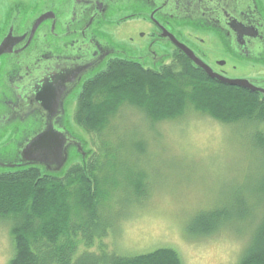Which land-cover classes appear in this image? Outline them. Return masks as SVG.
Listing matches in <instances>:
<instances>
[{
    "label": "trees",
    "instance_id": "1",
    "mask_svg": "<svg viewBox=\"0 0 264 264\" xmlns=\"http://www.w3.org/2000/svg\"><path fill=\"white\" fill-rule=\"evenodd\" d=\"M77 101L75 123L93 136L96 148L86 168L74 165L61 177L35 166L0 170V218L11 223L14 245L10 264H84L86 257L91 264H183L172 248L129 257L86 253L74 261L81 245L88 252L97 241L107 248L103 241L111 226L102 229L103 214L119 190L129 192L128 199L135 202L149 197L150 173L135 174L127 163L134 153L146 157L148 135L123 143L113 133L126 108L141 112L138 119L153 126L181 119L188 111L225 125L253 124L258 127L253 147L264 160V101L253 93L217 86L185 54L160 69L134 59L111 60L85 84ZM239 203L247 207V201ZM255 207H263L260 223L239 264H264V202ZM224 214L218 209L202 212L193 222L203 235L228 222L250 219L253 212L247 209L230 219Z\"/></svg>",
    "mask_w": 264,
    "mask_h": 264
},
{
    "label": "rangeland",
    "instance_id": "2",
    "mask_svg": "<svg viewBox=\"0 0 264 264\" xmlns=\"http://www.w3.org/2000/svg\"><path fill=\"white\" fill-rule=\"evenodd\" d=\"M148 27V23L140 21L113 31L108 25L103 31L110 33L105 39L112 46L120 45L119 56L143 62L149 68L152 63L156 66L161 61L138 48L139 42L145 47L148 45L140 34ZM185 31V37L192 39L200 35ZM202 35L207 39V33ZM131 38L134 41H130ZM123 46L128 52L122 50ZM166 52L173 53L172 47L167 46ZM171 62L166 60V64ZM77 98L74 91L68 94L62 104V116L57 121V126H61L68 138L66 162L59 169L39 165L37 168L40 167L44 174L61 177L74 165L86 168L94 155L93 136L74 120ZM124 110V117L118 119L113 133L123 143L148 135L150 148L146 157L134 153L127 163L135 174L150 173L153 184L147 190L149 197L135 202L128 199L129 192L119 190L103 214L102 229L106 224L111 226L103 241L107 248H102L97 241L95 247L89 249L98 251L93 253L81 245L74 261L86 253L98 258L110 254L129 257L172 248L183 264H239L260 223L263 207L259 210L256 202H264V160L253 147V135L258 127L246 123L225 125L196 111H188L176 121L153 126L145 119H138L141 112ZM42 128L40 126L36 132L30 130L31 135ZM260 128L263 131L264 125ZM23 132L11 128L0 133V170L30 166L22 157L24 144L16 141L27 137L28 133ZM241 200L247 201L245 209L239 203ZM216 209L229 219L247 209L253 215L245 221L228 222L213 233L201 235L193 220L202 212ZM13 254L11 223L0 218V264H10ZM83 262L91 264L93 260L86 257Z\"/></svg>",
    "mask_w": 264,
    "mask_h": 264
},
{
    "label": "flooded vegetation",
    "instance_id": "3",
    "mask_svg": "<svg viewBox=\"0 0 264 264\" xmlns=\"http://www.w3.org/2000/svg\"><path fill=\"white\" fill-rule=\"evenodd\" d=\"M140 21L149 24L140 33L148 45L139 42L138 48L161 61L149 68L185 54L174 36L217 76L246 81L261 92L230 87L264 101V0H0V133L21 129L27 137L16 141L30 143L48 127L49 101L58 102L61 89L62 105L70 92L78 97L111 60L125 58L103 28L119 30ZM185 30L200 35L185 37ZM61 116L60 108L53 124L63 132L57 126ZM38 126L43 128L31 135Z\"/></svg>",
    "mask_w": 264,
    "mask_h": 264
},
{
    "label": "water",
    "instance_id": "4",
    "mask_svg": "<svg viewBox=\"0 0 264 264\" xmlns=\"http://www.w3.org/2000/svg\"><path fill=\"white\" fill-rule=\"evenodd\" d=\"M172 41L196 66L200 67L212 79L219 80L221 83L228 86L242 87L250 92H261L246 81H232L217 76L212 72L210 67L203 63L185 44L183 45L177 41L174 36ZM60 93V100L58 102L49 101L50 104L47 108L48 113H50L48 118V127L43 132L38 134L37 137L30 143H28L22 152L23 160L26 162L27 166L30 165L38 167L39 165H42L53 169H59L66 162L65 152L68 146V138L66 134L61 131H57L55 129V125L53 124L54 116L58 115L60 108L62 109L61 99L65 94L63 89H61Z\"/></svg>",
    "mask_w": 264,
    "mask_h": 264
}]
</instances>
